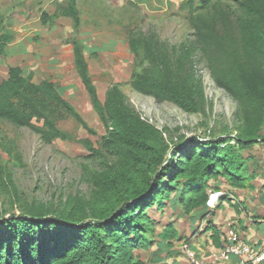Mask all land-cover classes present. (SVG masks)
<instances>
[{
  "label": "rangeland",
  "instance_id": "obj_1",
  "mask_svg": "<svg viewBox=\"0 0 264 264\" xmlns=\"http://www.w3.org/2000/svg\"><path fill=\"white\" fill-rule=\"evenodd\" d=\"M201 1L76 0L80 22L75 27L71 18L57 14L58 6L68 0H0V34L12 36L0 55V77L6 76L8 67L19 66L34 82L51 81L77 115L68 114L59 120L58 127L68 136L50 142L37 132L39 122H34L35 128L16 127L0 119V217L21 214L31 204L45 203L56 209L73 197L98 202L97 178L115 159L114 148L109 142V126L82 82L75 45L83 55L100 102L104 104L112 88H117L129 106L157 127L177 150L183 137L204 141L246 131L238 102L215 83L199 48L193 60L204 92L202 110L186 111L134 88V79L147 63L143 49L146 39L156 38L170 50L194 39L197 18H210L220 10L236 7V0H207L205 6ZM132 41L138 43V49L132 48ZM259 132L264 135V123ZM194 146L178 152L175 159L182 164ZM241 154L246 159L247 175L252 173L251 180H255L263 169L264 146L256 144ZM163 179L169 181L171 176L168 173ZM181 182L180 178L172 179L175 185ZM228 186L223 175L209 180L205 189L208 200L214 194L226 195ZM191 194L186 192L187 196ZM175 195V190L162 184L142 208L135 210L142 213V218L131 224L133 231L127 236L141 235L152 242L146 247H130V263L162 264L163 256L181 254L184 243L196 257L191 239L206 231L201 221L205 209L185 213L180 204L173 203ZM140 224L147 229L137 234L134 229ZM164 228L166 238L160 236ZM161 239H169V243L165 245ZM219 239H225V235Z\"/></svg>",
  "mask_w": 264,
  "mask_h": 264
},
{
  "label": "trees",
  "instance_id": "obj_2",
  "mask_svg": "<svg viewBox=\"0 0 264 264\" xmlns=\"http://www.w3.org/2000/svg\"><path fill=\"white\" fill-rule=\"evenodd\" d=\"M201 2L202 6L207 4V0ZM57 14L71 18L75 27L79 25L76 0L59 5ZM197 23L194 39L170 50L156 38L145 40L147 63L134 79V88L186 111L202 110L204 92L193 60L199 48L215 83L238 102L246 131L204 141L183 137L177 150L157 127L129 106L117 88H112L104 104L100 102L75 45L82 82L109 126L115 159L97 178V203L73 197L56 209L38 203L28 205L21 214L0 217V264H139L130 263L133 252L128 249L146 247L152 241L127 235L133 231L131 224L142 218L135 210L162 184L175 190L173 203L180 204L185 213L203 208L205 215H212L218 207L209 209L206 205L209 180L223 175L231 187L253 188V175H247L241 152L256 144L264 146V135L259 132L264 123V0H236L232 11L220 10L210 18H197ZM11 39L8 33L0 34V55ZM131 46L138 49L135 41ZM68 114L77 116L51 81L34 82L19 66L8 67L6 76L0 77L1 120L16 127H34V122H39L37 132L50 142L68 136L57 125ZM193 143L194 148L180 164L175 159L177 153ZM168 173L171 180L164 182ZM178 178L181 185L172 183ZM186 192L192 194L187 196ZM210 223L206 229L212 228L210 238L220 247V232ZM146 229L140 224L134 232ZM165 231L160 233L163 238ZM122 235L126 237L119 239ZM161 240L169 243V239Z\"/></svg>",
  "mask_w": 264,
  "mask_h": 264
},
{
  "label": "crops",
  "instance_id": "obj_3",
  "mask_svg": "<svg viewBox=\"0 0 264 264\" xmlns=\"http://www.w3.org/2000/svg\"><path fill=\"white\" fill-rule=\"evenodd\" d=\"M262 168L255 180L250 182L253 188L228 186L229 191H225L226 195L220 193L222 197L218 201V207L212 215L207 214L201 219L205 229L208 222H211L212 227L219 230L220 236L224 237L226 230L232 227L254 248H264V165ZM221 186L220 188H223ZM211 231L212 228L206 229L204 234H199L197 239H191L197 263L237 264L238 259L235 256L220 261L214 260L213 254L219 250V247L210 238ZM222 240L224 239H219L220 242ZM161 262L162 264H194L183 252L175 256H163Z\"/></svg>",
  "mask_w": 264,
  "mask_h": 264
},
{
  "label": "built area",
  "instance_id": "obj_4",
  "mask_svg": "<svg viewBox=\"0 0 264 264\" xmlns=\"http://www.w3.org/2000/svg\"><path fill=\"white\" fill-rule=\"evenodd\" d=\"M219 197L220 194H214L212 199L207 201L209 209H214L217 206ZM181 252L194 264H198L194 252L187 243L181 245ZM230 256L237 257V264H261L264 263V248H254L240 237L236 230L230 227L227 229L222 247L213 254V258L216 261H220Z\"/></svg>",
  "mask_w": 264,
  "mask_h": 264
}]
</instances>
